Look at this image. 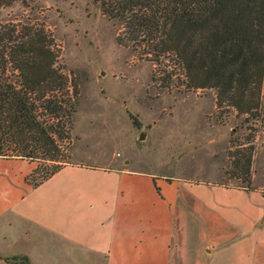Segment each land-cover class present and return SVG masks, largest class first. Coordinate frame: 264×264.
<instances>
[{
    "label": "trees",
    "instance_id": "trees-1",
    "mask_svg": "<svg viewBox=\"0 0 264 264\" xmlns=\"http://www.w3.org/2000/svg\"><path fill=\"white\" fill-rule=\"evenodd\" d=\"M17 1L28 0H0V9ZM95 2L121 26L120 44L143 47L160 84L214 90L219 109L264 118V0ZM61 53L45 23L0 20V156L38 161L26 177L34 187L69 163L80 91ZM5 260L32 264L26 255Z\"/></svg>",
    "mask_w": 264,
    "mask_h": 264
},
{
    "label": "crops",
    "instance_id": "crops-1",
    "mask_svg": "<svg viewBox=\"0 0 264 264\" xmlns=\"http://www.w3.org/2000/svg\"><path fill=\"white\" fill-rule=\"evenodd\" d=\"M119 165L69 162L34 187L35 162L0 156V262L34 264L52 238L76 264H264L262 187Z\"/></svg>",
    "mask_w": 264,
    "mask_h": 264
},
{
    "label": "rangeland",
    "instance_id": "rangeland-1",
    "mask_svg": "<svg viewBox=\"0 0 264 264\" xmlns=\"http://www.w3.org/2000/svg\"><path fill=\"white\" fill-rule=\"evenodd\" d=\"M8 19L45 23L62 46L60 63L79 84L69 162L114 158L120 167L236 187H246L250 175L264 190V118L219 109L214 90L160 84L143 47L120 44L121 26L95 0L17 1L0 9V20ZM34 264L76 261L50 238Z\"/></svg>",
    "mask_w": 264,
    "mask_h": 264
}]
</instances>
